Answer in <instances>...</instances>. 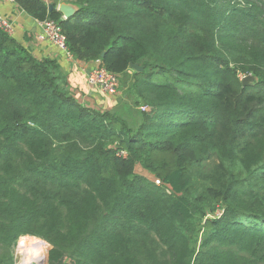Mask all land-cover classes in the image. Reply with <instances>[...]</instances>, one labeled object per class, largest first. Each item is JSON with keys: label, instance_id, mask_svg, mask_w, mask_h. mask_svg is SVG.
<instances>
[{"label": "trees", "instance_id": "1", "mask_svg": "<svg viewBox=\"0 0 264 264\" xmlns=\"http://www.w3.org/2000/svg\"><path fill=\"white\" fill-rule=\"evenodd\" d=\"M15 2L151 111L79 102L0 29V264L30 236L47 264H264V0Z\"/></svg>", "mask_w": 264, "mask_h": 264}, {"label": "crops", "instance_id": "2", "mask_svg": "<svg viewBox=\"0 0 264 264\" xmlns=\"http://www.w3.org/2000/svg\"><path fill=\"white\" fill-rule=\"evenodd\" d=\"M47 6L51 5L58 11L60 5L66 4L75 8L74 0H41ZM59 12V11H58ZM0 16L4 17L11 26L10 36L19 44L28 49L38 60L53 61L57 66V72L66 83L68 89L75 95L76 99L93 108L110 110L108 101L102 102L101 97H110L100 94L99 91L90 87L87 77L90 70L94 68L93 63L80 62L57 49L46 41H40L38 35L40 27L37 20L22 11L17 3H9L0 0ZM64 19V17L62 16ZM112 98V97H110Z\"/></svg>", "mask_w": 264, "mask_h": 264}, {"label": "built area", "instance_id": "3", "mask_svg": "<svg viewBox=\"0 0 264 264\" xmlns=\"http://www.w3.org/2000/svg\"><path fill=\"white\" fill-rule=\"evenodd\" d=\"M9 3H15V0H2ZM39 27H40V33L38 35V39L40 41H46L55 46L57 49L65 53L67 56L72 57L67 49L66 46V38L64 34L62 33L59 25L53 21V20H43L38 21ZM0 29H2L7 34H10L11 32V26L9 22L4 18L0 16ZM94 68L89 71L88 77H87V83L90 87L96 89L100 93H103L105 95H108L110 97L116 96L119 94V77L114 75L113 73L107 71L101 63L100 59H97L93 62ZM142 111L148 112L147 108H141ZM119 155H124V153H120ZM24 238V237H23ZM18 241V247L20 245V240ZM40 245H42V249L39 250L38 253L33 254L35 255V259L32 258L31 261H28V258L26 257V254L23 252H19V261L15 264H27V262H30L31 264H44L45 263V251L43 250V244L39 242ZM37 260V263L35 262ZM15 261V257H14ZM29 263V264H30Z\"/></svg>", "mask_w": 264, "mask_h": 264}, {"label": "rangeland", "instance_id": "4", "mask_svg": "<svg viewBox=\"0 0 264 264\" xmlns=\"http://www.w3.org/2000/svg\"><path fill=\"white\" fill-rule=\"evenodd\" d=\"M128 79H129L128 77L119 79L120 86H119V94L118 95L110 98V97L105 96L102 93L105 97H103V98L101 97V99H102V102L105 99V101H108V103L112 104L110 106L111 111H116L118 114H121L122 116H124L130 123H134V122H136L137 118L140 116V113L142 111L141 108H147L148 112L151 111V108H150V106L145 105V104L137 101L136 99H134V97H133L134 95L131 94V91H130L132 83L127 81ZM135 173L138 175H142V176L146 177L147 179L155 182L158 185V181L155 179V177L153 175H151L150 173H148L147 171L143 170L138 165L135 168ZM218 211L220 212V209ZM28 238L31 239V240H29L30 243H27L28 239H26V240L23 239L21 241L24 244L27 243V244L23 245L24 248H20L21 246L18 247V241L19 240L16 242L15 246L13 247V249H12L13 261H14V257H15L14 264L19 261V258H20L18 255L19 252H23L24 254H26L28 261H31L32 258L35 259V255L33 256V254L38 253L39 250L42 249V247H41L42 245H40L39 242H41L43 244V250L45 251V246H46L45 241H43L37 237H31L30 236ZM21 242H20V244H21ZM32 248H34V249H32ZM45 254H46V252H45ZM35 262L37 263V260H35ZM44 264H47V258L46 257H45V263Z\"/></svg>", "mask_w": 264, "mask_h": 264}, {"label": "water", "instance_id": "5", "mask_svg": "<svg viewBox=\"0 0 264 264\" xmlns=\"http://www.w3.org/2000/svg\"><path fill=\"white\" fill-rule=\"evenodd\" d=\"M74 6H75V8L71 7L70 5L62 4V5H60L58 11L62 14L64 19H70L78 11V7L76 5H74ZM53 9L54 8L51 5L48 7L49 11H52ZM102 57H103V55L101 56V58ZM130 69L133 71H136V72L142 71V68L139 67L137 64L130 65ZM253 81H254V78L252 76L248 75L242 79V85L243 86L252 85Z\"/></svg>", "mask_w": 264, "mask_h": 264}, {"label": "bare ground", "instance_id": "6", "mask_svg": "<svg viewBox=\"0 0 264 264\" xmlns=\"http://www.w3.org/2000/svg\"><path fill=\"white\" fill-rule=\"evenodd\" d=\"M23 239H24V240L28 239V241L31 240V239H29L28 237H24V238H22V239L20 240V242H21ZM32 241H33V240H32ZM27 243H30V242H27ZM27 243H25V244H27ZM25 244H24L23 242H21V244L19 245V247L21 246L20 248H24L23 245H25ZM27 247H28V246H27ZM34 247H35V246H34ZM32 249H34V248H32ZM20 251H21V250H20ZM29 263H30V262H27V264H29Z\"/></svg>", "mask_w": 264, "mask_h": 264}]
</instances>
